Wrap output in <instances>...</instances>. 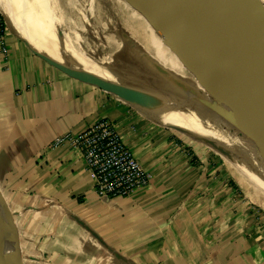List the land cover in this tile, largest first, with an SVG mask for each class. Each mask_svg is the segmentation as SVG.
Instances as JSON below:
<instances>
[{
	"label": "crops",
	"instance_id": "crops-1",
	"mask_svg": "<svg viewBox=\"0 0 264 264\" xmlns=\"http://www.w3.org/2000/svg\"><path fill=\"white\" fill-rule=\"evenodd\" d=\"M6 48L0 55V192L16 225L17 264H264L260 170L239 166L236 177L214 165L209 151L231 156L223 144L234 133L241 144L249 141L217 117L224 125L214 130L205 82L176 55L182 73L147 49L140 56L113 55L100 69L107 77L145 78L151 97L183 103L181 113L193 122L202 117L206 133L162 123L146 107L149 96L136 103L67 75L8 32ZM105 120L149 176L147 185L121 199L96 196L83 153L69 140Z\"/></svg>",
	"mask_w": 264,
	"mask_h": 264
},
{
	"label": "water",
	"instance_id": "water-1",
	"mask_svg": "<svg viewBox=\"0 0 264 264\" xmlns=\"http://www.w3.org/2000/svg\"><path fill=\"white\" fill-rule=\"evenodd\" d=\"M242 1L247 10V26L241 41L235 44L208 0H126L205 82L213 98L208 104L212 115L264 148V136L259 137L260 141L256 137L258 130L264 133V2ZM42 58L67 75L126 100L142 104L151 96L137 95L121 83L87 76ZM248 106L257 111L259 124L247 118L244 111ZM16 241V225L0 192V264H17Z\"/></svg>",
	"mask_w": 264,
	"mask_h": 264
},
{
	"label": "rangeland",
	"instance_id": "rangeland-1",
	"mask_svg": "<svg viewBox=\"0 0 264 264\" xmlns=\"http://www.w3.org/2000/svg\"><path fill=\"white\" fill-rule=\"evenodd\" d=\"M87 1L88 0H86V2ZM94 3L95 7H97L96 10H94L95 13L90 18H84L81 8L75 14L72 12H68L67 17L68 19L73 20V22L67 23V27H69L74 37V47L77 50L79 49L82 54L86 55V58L84 57L86 60L85 62L87 64H90L91 67L96 70L95 72H102V74H105L103 71H101L100 64L102 62H105L104 64L108 63L109 59L112 58L113 55L122 57L124 54H126L127 51H129V53L133 52L135 53V55L140 56V54H144L142 53L144 49L150 50L151 53L158 56L159 58H157V60L165 64L167 67L173 69L176 72H183L182 67L175 58L176 54L173 55L169 50V45L165 41H163L165 43L163 44L162 39L159 37V34L156 32V30H154L144 19V17L141 16L137 11H135L126 2V0H95ZM0 17L5 23L7 32L15 35L10 31L1 12ZM64 28L65 26H62L60 28V31H63ZM89 29H91L92 31H89ZM31 49L34 52L38 53L41 57L48 59V57L42 51L37 49L35 50L33 48ZM104 53H106L105 55L107 57L103 55ZM112 74L113 79L118 76L119 80L122 82H120L121 85L131 90L132 92H135L137 95L146 96L152 94L151 86L145 80V78L136 76H124L121 72H115ZM244 113L247 115V118H249L250 120L252 119V122L259 124V115L256 110L248 106L246 107ZM213 120L214 121H212V123L215 131L219 130L224 125L220 124L219 120H216V117ZM174 133L181 139L182 142H186L192 145V147L198 148L197 150L204 148L198 147L199 145H203L199 141H197L198 144H196L189 138V136L176 131H174ZM263 134L264 133L261 134L259 130L257 131L256 137L259 141V137ZM235 135L238 134L234 133L233 135H229L230 137L227 140V143L223 144V146H225L231 153V156L229 157L223 155L213 147H209L210 150L206 147L207 150L214 154L215 160L213 161V164L216 165L218 163L222 167H227L231 174L236 177L238 176L236 172L240 171L239 166L242 167L244 165L247 168H254L259 171L258 166H260V164L258 161H256V155L258 154L260 159L264 162L263 146L257 144L256 142L253 143V141L251 142L249 140H246L247 142L249 141V143L245 142L241 144V141L243 142L244 139H238ZM260 173L262 174L261 171ZM261 174H259L260 176H257V184L261 188H264V178ZM261 197L264 201V197Z\"/></svg>",
	"mask_w": 264,
	"mask_h": 264
},
{
	"label": "bare ground",
	"instance_id": "bare-ground-1",
	"mask_svg": "<svg viewBox=\"0 0 264 264\" xmlns=\"http://www.w3.org/2000/svg\"><path fill=\"white\" fill-rule=\"evenodd\" d=\"M94 1L95 0H88L87 2L86 0H0V12L4 16L12 33L26 41L31 48L42 51L50 60L59 62L73 71L83 73L87 76H103L102 78L120 83L121 81L116 80V78L113 79L111 76L107 77L95 72L96 70L85 62L86 55L82 54L79 49L77 50L74 47V37L69 27H67V23L73 22V20L67 17L68 12L75 14L81 8L84 18L92 17L97 7H95ZM208 1L213 11L220 16L228 38L233 43L238 44L247 26V10L245 3L242 0ZM62 26H65V28L63 31H60ZM89 31L92 30L89 29ZM105 54L106 53L103 55ZM155 57L159 58L156 55ZM150 101L153 102H146V107L148 110L150 109L162 123L173 127L190 128L203 133L208 132L205 131L209 129L207 127L208 124L207 122H202V117H198V121L193 122L195 118L191 121L181 113V109H183V106L185 107L183 103L161 95L151 97ZM256 157V161H258L261 166H258V169L262 172L264 178V162L260 159L258 154Z\"/></svg>",
	"mask_w": 264,
	"mask_h": 264
},
{
	"label": "built area",
	"instance_id": "built-area-1",
	"mask_svg": "<svg viewBox=\"0 0 264 264\" xmlns=\"http://www.w3.org/2000/svg\"><path fill=\"white\" fill-rule=\"evenodd\" d=\"M6 37L5 23L0 17V55L8 52ZM69 140L83 153L86 167L92 175V190L97 197L121 199L137 187L149 183L144 167L113 122L94 123L81 134L69 137Z\"/></svg>",
	"mask_w": 264,
	"mask_h": 264
}]
</instances>
